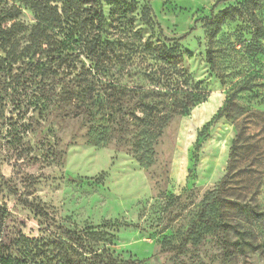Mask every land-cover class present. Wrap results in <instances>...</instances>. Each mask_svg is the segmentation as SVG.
<instances>
[{
    "label": "rangeland",
    "instance_id": "rangeland-1",
    "mask_svg": "<svg viewBox=\"0 0 264 264\" xmlns=\"http://www.w3.org/2000/svg\"><path fill=\"white\" fill-rule=\"evenodd\" d=\"M61 1L52 0L59 8ZM217 1L97 0L93 10L105 15L101 27L86 19L82 28L53 31L61 42L58 91L73 90L70 115L52 108L41 117L40 108L31 107L28 113L14 112L0 131V172L18 192L0 185V201L24 234L39 236L45 224L19 202L20 195L71 227L111 222L106 229L114 237L106 246L119 258L143 260L139 264H264V228L234 203L219 215L239 222L256 250L239 251L231 229L207 233L198 245L189 243L188 251L169 250L183 242L204 195L228 172L235 141L239 148L227 198L264 211V0L259 7L251 0ZM145 7L151 8L150 22L142 17ZM224 10L230 15L211 44L212 67L204 18ZM21 19L34 22L31 10L24 9ZM162 44L179 48L172 65L150 54ZM155 77L160 83H153ZM39 80L21 86L25 104L39 97ZM173 84L193 87L205 100L170 120L153 146L150 166H144L133 147L135 128L118 139L116 91L125 86L122 103L130 105L141 89L167 92ZM233 92L232 109L203 128ZM21 149L25 155L18 159Z\"/></svg>",
    "mask_w": 264,
    "mask_h": 264
},
{
    "label": "trees",
    "instance_id": "trees-1",
    "mask_svg": "<svg viewBox=\"0 0 264 264\" xmlns=\"http://www.w3.org/2000/svg\"><path fill=\"white\" fill-rule=\"evenodd\" d=\"M222 0L217 1L219 4ZM61 7L54 5L52 0H7L0 5V131L13 118L14 112L21 114L22 110L28 113L31 107L40 108L42 117L49 109L55 108L61 115L69 116L68 107L73 90L68 92L61 88L58 91L56 75L62 67V58L59 51V42L53 31L63 29L66 25L82 28L86 19L97 20V27L105 20L102 9L93 10L97 0H62ZM252 5L259 7L262 0H251ZM32 12L34 22L27 23L21 19L23 10ZM151 8L145 7L142 17L150 22ZM229 11L212 14L204 18L208 24L210 46L207 51L209 64L215 65L214 50L211 46L222 24L229 17ZM256 26L258 18L252 14ZM10 22L9 25L5 24ZM52 32V33H51ZM72 31H69L70 35ZM89 43L88 38L84 39ZM180 41V39H176ZM153 58L162 64L172 65L179 48L177 44L151 47ZM57 62V63H56ZM151 73V72H150ZM39 80L42 88L39 89L36 101L29 100L26 104L21 99L20 89L27 81ZM153 83H160L158 77ZM177 83V82H176ZM183 83L188 85L187 80ZM157 87V86H156ZM126 87L120 86L116 91L115 120L118 139L124 140V134L132 125L135 128L133 147L138 161L144 166H150L154 154V145L162 136L163 130L174 116L188 115L191 108L205 100L199 90L183 88L173 84V89L167 92L154 88L141 89L130 105L122 103V96ZM152 97V98H150ZM235 92L226 99L225 105L220 108L213 119L203 128L217 119L226 116L225 111L232 109ZM169 99V101H167ZM11 111L9 112V107ZM9 114V115H8ZM87 120L92 119L89 113ZM1 145V144H0ZM239 145L235 141L232 145L228 161V172L219 185L208 191L194 221L187 229L183 242L172 246L170 251H188L189 243L198 245L207 233L213 231L227 232L231 229L238 237L236 242L239 251L244 252L245 246L256 250L258 245L247 238L246 231L239 222H231L220 210L227 203L237 205V210L248 213L254 223L264 228V211L254 206L238 201L229 200L226 195L227 187L233 175L235 158ZM18 159L25 154L21 149ZM2 186H7L9 192L17 194V189L0 172ZM19 202L29 208L45 224L41 235L29 237L18 227L12 213L0 201V264H139L143 260L122 259L115 256L106 244L111 243L114 234L106 229V222L101 226L87 225L83 228L71 227L58 222L40 202L19 196Z\"/></svg>",
    "mask_w": 264,
    "mask_h": 264
}]
</instances>
